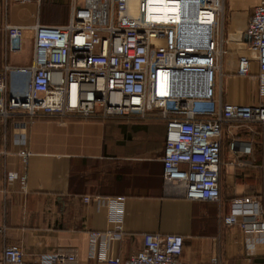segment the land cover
<instances>
[{
	"label": "built area",
	"instance_id": "2783aa9c",
	"mask_svg": "<svg viewBox=\"0 0 264 264\" xmlns=\"http://www.w3.org/2000/svg\"><path fill=\"white\" fill-rule=\"evenodd\" d=\"M23 2L28 0H21ZM150 0H83L72 7L63 25L5 24L6 53L20 54L25 34L33 43L32 62L0 68V122L13 123V141L25 166L31 154L25 129L38 117L100 119L144 117L156 111L164 123L161 158L163 181L188 200H220L222 125L232 121L264 126V0L248 18L244 33L247 54L236 62L237 76L251 75L258 64L257 105L221 104L217 79L227 42L224 0H161L178 3L180 21L149 16ZM153 4H150L152 6ZM12 73L28 76L22 93H10ZM165 79L164 89L160 87ZM231 153L251 155L252 142L234 139ZM8 155L0 149V194L18 179L1 173ZM19 180L24 183L25 174ZM84 197V201H89ZM122 197L108 201L109 219L123 214ZM258 201L244 198L230 204L221 216L227 226L238 224L246 232H262L264 219ZM119 229V227H117ZM5 226H0V240ZM98 233H92L97 237ZM120 233L109 236L117 239ZM183 238L178 234H143V247L127 259L102 254L100 264H190L183 261ZM74 250L58 247L33 263L23 259L17 245H3L0 264H76ZM210 264H221L212 260Z\"/></svg>",
	"mask_w": 264,
	"mask_h": 264
},
{
	"label": "crops",
	"instance_id": "0c3cea01",
	"mask_svg": "<svg viewBox=\"0 0 264 264\" xmlns=\"http://www.w3.org/2000/svg\"><path fill=\"white\" fill-rule=\"evenodd\" d=\"M259 1L224 0L227 42L222 76L217 79L221 104L257 105L260 101L257 62H251V75L235 74L238 57L247 54L244 30ZM82 2L0 0V68L5 63L29 65L33 56L30 31L20 54L5 52V24L63 25L72 7ZM28 79L10 74L9 92L22 93ZM156 115L150 111L144 117L106 120L38 117L25 129V148L31 153L25 166L13 141L12 121L0 122V149L8 152L1 173L25 174L24 183L18 177L6 196L0 194V226H5L0 250L3 245H17L24 261L33 263L62 247L75 251L76 264H100L97 258L102 254L127 259L139 251L145 233L178 234L183 238L180 258L190 264H210L214 259L221 264H264L263 233L246 232L238 224L227 226L221 220L231 202L244 198L259 202L264 219L263 156L256 157L264 152V126L243 121L222 125V132L231 133L232 140L252 142L251 155H230L253 157L251 167L262 168L257 172L262 179L257 189L244 193L247 185L235 182L229 172L220 179L218 202L188 200L163 181L165 128ZM222 162L220 174L234 165L223 155V145ZM118 197L123 198V214L115 222L109 219L105 203ZM114 233L120 237L110 239Z\"/></svg>",
	"mask_w": 264,
	"mask_h": 264
},
{
	"label": "rangeland",
	"instance_id": "374dc122",
	"mask_svg": "<svg viewBox=\"0 0 264 264\" xmlns=\"http://www.w3.org/2000/svg\"><path fill=\"white\" fill-rule=\"evenodd\" d=\"M68 17V16H67ZM68 18H63V23L67 22ZM32 43V39H29ZM30 43V42H29ZM33 44V43H32ZM26 76V75H25ZM237 121H232V122H227L224 123L226 125H233ZM244 133H237L236 135H242ZM235 136V135H234ZM233 135L228 134L226 132H222V145H223V155H227V159L229 161H234V165H228L227 167L223 168L220 174V179H222L226 173L232 172L234 174V180L237 183H244L247 186L244 189V193L254 191L259 187V184L261 185L262 179H260L259 175L257 172L259 170H262V168H254L251 167L250 163L252 161V158H233L230 154H232L229 149L228 145L232 140ZM236 139V138H235ZM258 154V153H257ZM256 155V154H255ZM259 156H263V162L261 163L262 167L264 166V152L263 154H258L256 157L257 159ZM255 157V159H256ZM254 160V159H253Z\"/></svg>",
	"mask_w": 264,
	"mask_h": 264
},
{
	"label": "bare ground",
	"instance_id": "6f19581e",
	"mask_svg": "<svg viewBox=\"0 0 264 264\" xmlns=\"http://www.w3.org/2000/svg\"><path fill=\"white\" fill-rule=\"evenodd\" d=\"M150 4H153L150 6ZM151 12V13H150ZM149 16L155 20L160 21H180L182 9L178 3L164 2L161 0L149 1ZM165 79L163 78L160 83L162 90L164 89Z\"/></svg>",
	"mask_w": 264,
	"mask_h": 264
}]
</instances>
